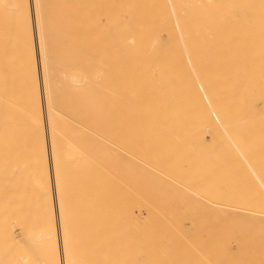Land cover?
Masks as SVG:
<instances>
[{
	"label": "bare ground",
	"instance_id": "1",
	"mask_svg": "<svg viewBox=\"0 0 264 264\" xmlns=\"http://www.w3.org/2000/svg\"><path fill=\"white\" fill-rule=\"evenodd\" d=\"M20 1L0 264H264V0Z\"/></svg>",
	"mask_w": 264,
	"mask_h": 264
},
{
	"label": "rangeland",
	"instance_id": "2",
	"mask_svg": "<svg viewBox=\"0 0 264 264\" xmlns=\"http://www.w3.org/2000/svg\"><path fill=\"white\" fill-rule=\"evenodd\" d=\"M3 1L6 2V3L4 4V3H2V1H1L2 4H0V12L2 11V15H0V22H1L2 26H3V27H1V25H0V28H1L0 31H2L3 28L5 29V28L7 27V28H6V34H7V35L9 34V35H8L9 38L7 39V38L5 37V32H4L5 30L3 29V32H2V33L4 34V36L2 35L1 32H0V36H1V38H2V37H3V38L5 37V39H4L5 41H2V39L0 38V41H1V44H2V48H0V50H1L0 53H2V51H4L3 49H4V47H5V55L3 54L4 57L2 56V59L4 58L3 60H4V62H5V61H6V62H5L4 64H2V66H1V63H2V62H0V66H1V68H2V69H1L2 72H0V76H1L2 74H4V75H7V74H8V76H7V78H6V76H4V75L2 76V79H3V77H5L6 81L4 80V83H2L3 80L1 79L2 82L0 81V82H1V83H0V92H1V90L3 89V91L7 93V91H9V90L5 91L4 88H3V86L5 85V82L7 83V79H8V77L10 76L9 79H8V82H9V80H10V78H11V74H12V72H14L13 75H12L13 77H14V74H15V73H16V74H15V77H14L15 79H14L13 81L11 80V81L9 82V84L11 85V88H14V87H17V88H18V86H16V85L14 84V83L17 82L16 79L18 80V78L22 77V78H20V79H21V81H23V80H22V79H23V76H21V75H22V73H24V72H20V69H19V68H21V67H20V63L23 65V63H22V62H23V61H22V56H21L22 54L20 53L21 48H22V45H21V46H18V47H21V48H19V49L17 48V40H18V39H21V37L19 36L18 39H17V35H16V34H17V31H18L17 29H18V27H20V24L18 23V21H17L16 19H17V15H18V19L20 18V15H21L20 11H23V7H24V10H25V9H26V6H25V5L23 6V4L21 5V1H20V0L18 1V2H20L19 5H17V2L15 3V1L13 2V0H9V2H11V3L13 4V5L10 4L11 6H13V7H11V9H12V8L14 9V6H15V9H14L15 11L10 10L11 12H8L9 15H10V13H11V15H10L11 17L9 18V17H8V14H7V11L4 12V10H6L7 8H6V7H2V5H5V6L8 5V7H9V4H8L9 2L7 3L8 0H7V1L3 0ZM141 1H142V0H138L137 2H141ZM181 1H182V0H181ZM181 1H180V2H181ZM142 2H145V1H142ZM146 2H147V1H146ZM177 2L180 3L179 0H178ZM29 3H30V4H29V5H30L29 7H31L30 10H31V12H32V14H33V19H34V6H33V2H32V0H31ZM180 4H183V3H180ZM19 6H20V7H19ZM179 6H180V5H179ZM2 8H4V9H2ZM5 8H6V9H5ZM21 8H22V10H21ZM1 9H2V10H1ZM7 10L9 11V9H7ZM3 12L5 13L6 18H8V22H10V20L12 21V18H13V20H15V22L11 23L12 26H11V24H8V22H7V24H8L9 26L6 25V23H5L6 19H5V17H4V13H3ZM13 12L15 13L16 17H14ZM16 13H17V14H16ZM121 13H122L121 15H122V18H123V19L126 17V20H127V21L130 20L129 22L132 24V27L135 26V24H137L138 21L136 22L135 20L127 19L128 17H127L126 15H124L125 13H123V11H121ZM0 14H1V13H0ZM12 16H13V17H12ZM126 20H122V21H124V22H121V25H122V23H123L124 26L122 25V26H123V27H122V26L119 24L120 27L118 26V28H120V29L124 28L125 25H126V22H125ZM235 21H236L237 24H241V19H240L239 16H236V17H235ZM3 22H4V24H3ZM19 22H20V19H19ZM103 22H104L105 24H107V23H106V22H107L106 19H103ZM4 25H6V27H4ZM128 25H129V23H127V25H126V26L129 28ZM16 26H18V27L16 28ZM136 26H137V25H136ZM9 27H12V28H9ZM33 27L35 28V20H33ZM121 27H122V28H121ZM130 27H131V26H130ZM128 28H127V29H128ZM8 29H9V30H8ZM11 29L13 30V32H12ZM130 29H131V28H130ZM130 29H128V31H129ZM131 30H132V29H131ZM8 31H9V32H8ZM10 31H11V36H10ZM132 31H133V30H132ZM132 31H130V32H132ZM19 33H20V31H18V35H19ZM7 35H6V36H7ZM20 35H21V34H20ZM176 35H177V34L175 33V36H174L175 40H176V38L178 37V35H177V37H176ZM33 37H34V43H35V45H36L37 48H38V39H37L36 28H35L34 36H33ZM10 38H11V40H12L13 42L9 40ZM6 41H7L8 43H7ZM3 43H4V47H3ZM9 43H11L13 47L10 46ZM18 43H19L18 45H20V41H18ZM8 44H9V45H8ZM13 44H15V45H13ZM14 46H16V50H17V51L14 49V48H15ZM0 47H1V46H0ZM7 47H8V49H9V55H10V52H11L12 50H14V51H12L13 54H14V55L17 54V57L20 56V60L17 58V59H18L17 61L19 62V64H18V63L16 64V61H15V60H16V57H13V55H11V56L6 55V54H7V53H6ZM18 50H20L19 53H18ZM14 52H15V53H14ZM19 54H20V55H19ZM0 55H1V54H0ZM8 58H9V61H10V59H11V62H10V63H9V61H7ZM13 58H14V59H13ZM2 59H0V61H1ZM12 59H13V61H12ZM38 59H39V58H38ZM7 62H8V63H7ZM5 64H6V65L8 64V66H5ZM11 64H12V66H11ZM9 65H10L11 67H10ZM17 65H19L18 69H16V67H15V66H17ZM3 66H5V71H3V70H4ZM13 66H14V67H13ZM23 67H24V66H22V69H23ZM9 68H10V69H9ZM13 68H14V69H13ZM7 69H8V72H9V73L7 72ZM15 69H16V72H15ZM22 69H21V71H24V70H22ZM10 70H11L12 72H11ZM17 71H19L20 74H21V75H20L19 72H18V77H16V75H17ZM38 71H39V75H41V67H40V63H39V69H38ZM3 72H4V73H3ZM1 73H2V74H1ZM5 73H6V74H5ZM9 74H10V75H9ZM19 76H20V77H19ZM13 77H12V78H13ZM0 78H1V77H0ZM20 79H19L18 82H17V84H19V82H20L19 87H21V84H23V82H21ZM15 81H16V82H15ZM11 82H12V83H11ZM1 84H2V85H1ZM9 84H8V85H9ZM12 84H13V85H12ZM8 85H7V86L5 85V86L7 87V89H8V88L10 89V85H9V86H8ZM13 86H14V87H13ZM1 87H2V89H1ZM6 87H5V89H6ZM17 88H14L13 90L11 89V91L13 92V91L16 89V90H15V92H16V91H17ZM11 91H10V92H11ZM4 92H3V93H4ZM15 92H14V93H15ZM20 92H21V88H20ZM6 93H5V96H7ZM8 94H9V92H8ZM17 94H18V97L21 95V93L19 94V90H18ZM15 95H16V93H15ZM15 95L12 94L11 96L15 98ZM9 96H10V95H9ZM16 97H17V95H16ZM18 99H19V98H17V100H18ZM15 100H16V99H15ZM201 184H203V183L201 182Z\"/></svg>",
	"mask_w": 264,
	"mask_h": 264
}]
</instances>
